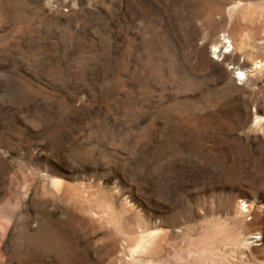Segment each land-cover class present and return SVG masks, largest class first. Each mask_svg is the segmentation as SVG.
Returning <instances> with one entry per match:
<instances>
[{
	"label": "rangeland",
	"instance_id": "1",
	"mask_svg": "<svg viewBox=\"0 0 264 264\" xmlns=\"http://www.w3.org/2000/svg\"><path fill=\"white\" fill-rule=\"evenodd\" d=\"M159 227L164 264H264V0H0V264H142Z\"/></svg>",
	"mask_w": 264,
	"mask_h": 264
},
{
	"label": "bare ground",
	"instance_id": "2",
	"mask_svg": "<svg viewBox=\"0 0 264 264\" xmlns=\"http://www.w3.org/2000/svg\"><path fill=\"white\" fill-rule=\"evenodd\" d=\"M226 36L228 37L227 33ZM217 47L220 48V45L216 44V46H214L213 49L217 50L218 49ZM216 54L223 55L221 50ZM252 64H253L252 70H256L261 66V64H258L256 62H253ZM236 75L245 77V71H241L238 69ZM262 119L263 117L256 116L254 119V123H259ZM51 188L57 194L63 195L65 200H71L75 202V205L78 208H81V210L84 212L93 213L94 210H96L90 202H84V200L87 198L85 193L79 192V190H77L74 187H71L69 184H66L65 182L63 183L59 178H52ZM102 215H104L103 211H102ZM207 236H208L207 234L204 236H200L198 240L196 239V241L190 240V243L188 245L189 253L191 254L192 252L191 248H195V247L205 248V246H200V245H204V244L207 245L208 242ZM169 237L170 234L166 230H164V228L161 227L149 231L140 232L134 238L132 237L133 240L127 246L126 249L127 255L133 261H137L138 263H142V264H164L165 262H167L166 261L167 257L170 254V250H169L170 246L169 247L167 246V241ZM237 240H239L240 243L244 242V239L240 240V237L239 238L237 237Z\"/></svg>",
	"mask_w": 264,
	"mask_h": 264
},
{
	"label": "built area",
	"instance_id": "3",
	"mask_svg": "<svg viewBox=\"0 0 264 264\" xmlns=\"http://www.w3.org/2000/svg\"><path fill=\"white\" fill-rule=\"evenodd\" d=\"M222 36H223V38H222V40H221V43L219 44L220 45V48L219 47H217L218 49L217 50H215V49H212V52H213V55L215 56V57H222V56H224L226 53H229L230 52V50H231V48H232V46H231V44H230V41H229V38L226 36V33H223V34H221ZM221 45H223V46H221ZM221 47H224V48H221ZM222 51V53H223V55H217L216 53H218L219 51ZM237 76V75H236Z\"/></svg>",
	"mask_w": 264,
	"mask_h": 264
}]
</instances>
